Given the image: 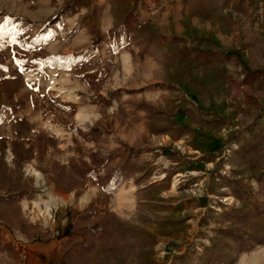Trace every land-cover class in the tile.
Masks as SVG:
<instances>
[{"label": "rangeland", "instance_id": "374dc122", "mask_svg": "<svg viewBox=\"0 0 264 264\" xmlns=\"http://www.w3.org/2000/svg\"><path fill=\"white\" fill-rule=\"evenodd\" d=\"M109 1L115 5L119 17L127 21V30L134 27L132 22L137 15L134 9L139 0ZM143 1H147L143 8L150 19L136 24L137 29L130 35L132 43L125 45L129 38L122 34L116 42L122 49L113 53L110 49L99 62L92 63L87 56H79L71 61L77 69L64 70L48 65L47 58L51 55L80 51L91 44L87 24L75 26L77 20L72 18L68 21V25L75 26L72 31L45 34L38 39L42 42L53 38L51 49L46 44L32 45L30 49L35 50V58L25 57L18 63L9 59L0 69V103L3 98V110L8 111V119L5 118L3 123L0 121V168H4L0 173V261L7 264H67L66 252L75 251L76 246L86 240L85 231L78 233L72 246L64 248L63 245L74 236L79 213L94 208L98 214L110 209L144 228L152 238L150 247L154 251V263L174 264L175 258L181 255L197 257L202 256L205 249H213L221 239V228L239 226L225 218V212L246 210L255 200H264L259 180V185L254 181L256 186L244 182L253 176L243 166L235 169L233 165L234 155L240 147L227 159L223 156L231 140L236 139L241 146L242 129L252 122L259 124L264 133V0H210L204 7L198 6L195 28L191 20L185 21L186 36L171 39L167 34L168 25L159 23L161 13L166 15L167 7L161 5L160 0ZM171 5V11H175L177 3L174 1ZM31 7L34 9L35 6ZM17 9L12 0H0V12L15 13ZM186 9L185 6L180 11L184 13ZM87 14L85 9L81 15ZM51 17L42 18L40 23L49 22ZM66 29L65 25L61 27V30ZM2 30L0 19V33ZM146 33L154 37L139 39ZM131 44H134L133 48L145 45L150 54L161 58L162 76L143 77ZM166 47H169V53H165ZM241 55L251 60L253 71L260 72L258 76H247L240 68ZM126 56L130 58L129 68L124 65ZM5 60L7 57H3ZM97 64H101L99 68H95ZM27 72L37 79L26 81ZM145 75L149 77V72ZM52 78H69L71 86L66 87L64 93L72 91L77 101L67 100L63 93L50 89ZM256 79L259 87H248L247 83ZM141 81L143 86L137 88ZM121 90L126 93L124 98ZM11 91L22 95L11 101L7 95ZM147 99L165 111L164 115L151 121L149 134L128 133L122 129L129 118L133 119L126 108ZM179 109L194 110L198 115L196 121L211 130L213 150L219 148V167L210 169L213 174L211 184L204 182L203 174L190 164L192 134L186 125H192L193 121L190 122L186 113ZM79 111L89 117L80 121ZM164 124L172 128L170 138L165 136L164 139L163 135L154 132V126ZM13 140L21 141L26 148L32 147L31 157H23L18 164ZM125 144L136 146V152L141 153L140 158L151 169L149 174L128 177L110 198L93 180H87L83 188L69 192L62 190L72 186L69 180L58 185L61 167L70 168L82 159L89 160V153L94 148L106 154L108 149H122ZM8 147L15 155L12 165L5 160ZM33 160L54 184L55 191L64 196L63 205L47 224L46 220L41 223L29 220L23 210V201L34 196L33 181L25 178L23 169ZM116 162L117 158L113 160L114 164ZM261 168H264V161L258 169ZM99 172L104 178V169ZM176 176L181 178L179 184L175 182ZM138 177L140 184L136 182ZM229 179L251 185V190L256 187L255 196L247 200L237 198ZM104 183L103 179L101 184ZM121 188H124V194L118 196ZM19 189L28 191L23 199L3 200L8 192ZM87 191L90 196L82 201L81 197ZM97 224V220H93V225ZM261 246L264 245L242 253L240 257L252 254ZM93 264L119 263L103 243Z\"/></svg>", "mask_w": 264, "mask_h": 264}, {"label": "crops", "instance_id": "0c3cea01", "mask_svg": "<svg viewBox=\"0 0 264 264\" xmlns=\"http://www.w3.org/2000/svg\"><path fill=\"white\" fill-rule=\"evenodd\" d=\"M174 1L177 3V9L175 11H171L173 9V5H171V2ZM198 1L199 0H160L161 5L167 7L168 10L166 12V15L164 12L161 13L162 21H160L159 23L168 25L169 30L167 34L171 36L170 39L173 37L186 36L188 31L185 21L191 20L193 25L192 27L195 28L196 20L194 19V17L199 11ZM146 2L147 1L139 0L137 6L134 9V11L137 13V15L133 18L134 21L132 22V24L134 25V29H137L136 24L141 25L150 19L149 13L147 14V12H144L143 8ZM12 3L18 6V9L15 13H12V11H8L9 13H5L2 11L0 12V19L3 27V30L0 33V69H3L5 67V63H7L9 59L18 63L20 60L23 61V58L25 57L30 59L35 58V50L33 48L30 49V46L32 45L41 43L48 45V48H50V44L53 38H50L47 41L38 42V39H40L42 35L53 33L59 34L63 32L66 33L68 32V30L72 31L75 26H80L83 23H86L88 26V36L92 38V40L90 41L91 44L80 51L72 50L63 53L60 56L51 55L47 58V63L49 66L58 63L61 67H63L60 69L69 70L78 68L74 65V63H71V61L77 59L79 56H81V58L87 56L86 58L91 60L92 63L99 62L107 56L106 54L109 53L110 49L112 53L114 51H118V49H122V47L116 45V42L123 37L122 34H125L127 27L129 26L127 21L123 17H119L115 5L111 4V1L109 0H12ZM31 6H35L34 9ZM185 6L187 7V9L184 13H182L180 11V8L182 9ZM85 9L88 11V14L81 15ZM49 15H52L49 22L45 21L40 23V20H42V18H45ZM72 18H75V20H77V24L75 26L72 23L68 25V21ZM262 22L264 24V17L262 19ZM121 23L124 24L123 30L119 28ZM39 25H41L42 27H39ZM64 25L68 29L61 30V27ZM143 34L139 37V39H144ZM128 38L129 41L125 43V45L132 43V39L130 37ZM131 45L133 48L134 44ZM166 48L167 49L165 50V53H169V47ZM133 49L134 54L138 59V65L143 77L154 78L157 75L162 76L161 74L163 72L164 66L161 62V58H157L155 55L150 54L147 51V46L145 45L137 46ZM139 53H141V56H138ZM3 57H7V60H5V62L3 61ZM240 58H242L243 61H241L240 68H243L245 70L247 76H258L260 74L259 71H253L254 69L251 66L250 59H246L244 55H241ZM100 65L101 64H97L95 68H99ZM146 71L149 72V77L145 75ZM247 84L248 87L253 88L259 87L260 85L257 79ZM141 86H143L142 81L141 85L137 88H140ZM2 93L6 95L4 92ZM120 93H123V98L126 96L125 91L121 90ZM7 95L9 97V100L14 101L18 96H21L22 94L18 95L16 94V92L13 93L11 91V93ZM139 103H145L149 107L153 106L164 111L157 105V103H151L149 99H147L146 101L139 100L126 108L128 114L132 113L130 117H132L133 119L129 118V121L124 124L122 129L127 130L128 133L138 132L140 134H149L152 120L149 118V112L147 111L146 107H139ZM4 105V99L1 98L0 121L2 123L4 122L5 118L8 119V117H6V113H8V111L3 110ZM107 112H109V110H107ZM196 114L197 113L194 110L187 109L186 115L188 116V118H190V122L193 121L192 125H189V123L186 125L191 129L192 134V137L190 138L191 142L189 143H191L190 148L191 152L193 153H191L192 155L188 158L190 159V164L194 166V169L203 174V181H207L209 184H211L210 182L213 174L210 173V169L219 167V148L213 150V148L215 147H212L211 144V130L206 127L205 124L201 126L200 122L196 121V116H198ZM202 116L203 122H206V119H204L205 115ZM136 118H138L137 121L135 120ZM163 126L168 127V130L159 132L157 134L163 135L164 139H166L165 136L170 138L169 134L172 132V128L169 125L165 124ZM94 130H97V126H94ZM259 131H262V128L255 122H252V124L242 129L243 136L246 140H249L252 135H255ZM6 142L8 143V138ZM111 142H113L112 139ZM1 143H3L2 140ZM25 145L27 147L29 146L27 143H25ZM124 147L136 148V146L133 144H125L122 148ZM93 150L98 149L94 148ZM113 150L108 149V152L106 154ZM175 163L178 164L179 162ZM208 165L211 166L209 167ZM233 165L235 169L243 166V168H246L247 171L250 172L253 176L251 180L247 179L244 180V182L256 186L254 185V181H257V185H259L258 177L259 175L264 173V168L258 170H249L246 163H241L240 165V163L234 162ZM191 178L194 180V182L197 181L196 179H194V177ZM250 186L251 185H246L250 194L249 197L252 198L253 196H255L253 193H255L256 187H253V190H251L252 188ZM19 192L23 193L21 197V199H23L24 195L26 194L25 192L28 191L26 189H19L18 191L8 192L7 195H13ZM209 195L212 196L213 194ZM0 252H2V250H0ZM240 258L241 257H239L238 261L240 260ZM0 264L7 263L4 261H0ZM18 264L21 263L18 262ZM174 264H182L180 257L175 258Z\"/></svg>", "mask_w": 264, "mask_h": 264}, {"label": "trees", "instance_id": "16d2710c", "mask_svg": "<svg viewBox=\"0 0 264 264\" xmlns=\"http://www.w3.org/2000/svg\"><path fill=\"white\" fill-rule=\"evenodd\" d=\"M210 0H199L198 6L204 7ZM124 29V24L119 26ZM135 32L132 27L126 30L125 34L130 37ZM154 36L146 33L144 40L152 39ZM54 66L61 67L58 63ZM10 89V88H8ZM7 89V90H8ZM139 107H146L151 120L156 119L164 111L153 106H147L145 103H139ZM179 112L186 113V109H179ZM156 133L168 130L166 126H154ZM241 146L234 155L236 163H246L251 170H257L264 161V133L259 131L252 135L249 140L244 136L239 138ZM14 151L20 160L30 158L32 147L26 148L21 141H12ZM135 147H124L115 149L108 154L102 151L92 150L89 153V160L82 159L78 164L73 163L70 168L61 167L58 170V185L66 181L72 182L69 189H62L64 192L79 190L85 186L87 180H93L96 184L101 185L107 193V198L114 194L120 185L133 175L150 173L148 163L142 161L141 153L136 152ZM118 156V157H117ZM117 158L114 164L113 160ZM104 169V178L100 175V170ZM4 168H0V173ZM105 181L104 184H101ZM140 177L136 179L140 184ZM264 199V174L258 177ZM233 185V194L241 199L249 198V191L243 183L235 182L229 179ZM23 193L19 192L13 195L3 197L4 201H17ZM224 217L238 224L237 228H221L219 230L220 241L213 249H205L202 256L181 255L182 264H235L240 255L255 249L259 245H264V200H255L250 208L243 210L237 209L225 212ZM93 220L98 224L93 225ZM78 223L74 236L68 239L63 247L67 248L74 244V239L79 232L85 231L86 240L76 246L75 251L66 252L67 264H93L95 254L100 246L104 243L108 253L115 257L119 264H155L153 249L150 247L152 238L147 231L136 223L119 217L110 209L104 213L98 214L94 208L88 209L85 213H79ZM137 253L136 257L134 255Z\"/></svg>", "mask_w": 264, "mask_h": 264}, {"label": "built area", "instance_id": "2783aa9c", "mask_svg": "<svg viewBox=\"0 0 264 264\" xmlns=\"http://www.w3.org/2000/svg\"><path fill=\"white\" fill-rule=\"evenodd\" d=\"M239 147L240 143L236 139L231 140L224 149V158L227 159ZM14 159V152L11 147H8L5 151V160L9 165H12ZM65 163H68V161ZM23 171L25 178L32 179L34 185V196L30 199H25L22 203L25 216L29 220L38 223L46 220L47 224L49 220L55 218L60 206L63 205L64 196L55 191L54 184L38 169L34 160L27 162ZM175 179L177 184L181 182L179 176H176Z\"/></svg>", "mask_w": 264, "mask_h": 264}, {"label": "bare ground", "instance_id": "6f19581e", "mask_svg": "<svg viewBox=\"0 0 264 264\" xmlns=\"http://www.w3.org/2000/svg\"><path fill=\"white\" fill-rule=\"evenodd\" d=\"M124 65L129 68L130 67V58L129 57H125L124 58ZM26 77V81H34L37 78L34 76L33 73L31 72H27L25 74ZM71 86V81L69 78H62V79H56V78H52L50 80V89L52 90H56L60 93H63L64 97L67 100H73V101H77V96H75L73 94L72 91L68 92V93H64L65 88L66 87H70ZM77 117L80 121H84L86 120L89 115H85L82 113V111H79L77 114ZM177 183V180L175 181ZM125 188V187H124ZM124 188H121L118 192V196H122V194H124ZM131 191V190H130ZM90 196V191H87L82 197L81 200L82 201H86ZM124 199V198H123ZM128 199V198H127ZM238 264H264V246H261L257 251L253 252L252 254H244L240 260V262Z\"/></svg>", "mask_w": 264, "mask_h": 264}]
</instances>
